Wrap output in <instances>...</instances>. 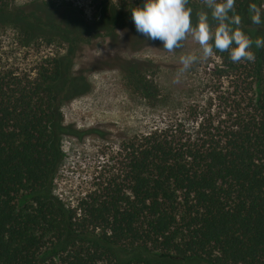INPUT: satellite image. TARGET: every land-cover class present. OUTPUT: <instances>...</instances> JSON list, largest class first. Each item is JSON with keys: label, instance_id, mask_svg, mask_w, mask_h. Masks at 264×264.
Instances as JSON below:
<instances>
[{"label": "trees", "instance_id": "1", "mask_svg": "<svg viewBox=\"0 0 264 264\" xmlns=\"http://www.w3.org/2000/svg\"><path fill=\"white\" fill-rule=\"evenodd\" d=\"M11 1L0 0V27L14 26L27 44L57 40L66 54L33 75L0 72V264H264V48L253 47L251 62L215 52L229 80L216 111L211 102L206 113L191 109L192 129L175 122L128 137L115 174L68 208L51 192L59 138H103L63 125L60 106L87 89L81 70L71 71L75 53L98 34L116 42L118 28L135 45L163 48L135 32L131 9L143 0H91L92 22L70 6ZM250 2L235 0L241 28L264 37V23L248 18ZM189 6L195 21L203 2ZM60 11L63 19L53 15ZM115 63L153 105L149 67Z\"/></svg>", "mask_w": 264, "mask_h": 264}, {"label": "rangeland", "instance_id": "2", "mask_svg": "<svg viewBox=\"0 0 264 264\" xmlns=\"http://www.w3.org/2000/svg\"><path fill=\"white\" fill-rule=\"evenodd\" d=\"M33 1L56 7L70 6L88 22L94 21L96 14L91 0H12L9 6L21 7ZM255 2L264 8V0ZM64 13L53 12V15L63 19ZM116 32V42L98 34L81 44L72 59L71 71L81 70L87 89L60 106L63 125L79 132L96 129L102 132L103 138L93 134L81 139L60 136L61 158L51 192L68 208L75 207L94 191L101 178L115 174L125 139L175 122L192 129L191 109L204 113L211 102L216 111L218 98L229 88V80L221 73L216 54L192 65L174 82L181 67L179 57L198 50L190 37L179 49L167 52L155 44L135 45L129 40L130 30L118 28ZM25 39L12 25L0 27V72L33 75L42 63L66 54V45L57 40L37 38L27 44ZM117 57L149 67L145 73L159 90L153 105L130 90L116 68Z\"/></svg>", "mask_w": 264, "mask_h": 264}, {"label": "clouds", "instance_id": "3", "mask_svg": "<svg viewBox=\"0 0 264 264\" xmlns=\"http://www.w3.org/2000/svg\"><path fill=\"white\" fill-rule=\"evenodd\" d=\"M203 7L196 11L189 0H143L142 5L131 9V21L135 32L146 41H159L161 47L172 52L179 49L188 37L198 45L179 57V77L192 65L212 57L215 52L228 53L233 63L251 62L255 59L253 47L264 48V37L253 39L241 28L242 17L236 13L235 0H202ZM250 22L264 23V13L256 3L247 8Z\"/></svg>", "mask_w": 264, "mask_h": 264}]
</instances>
